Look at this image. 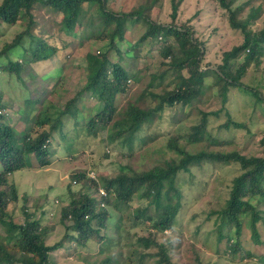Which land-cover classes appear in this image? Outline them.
Segmentation results:
<instances>
[{"label":"rangeland","instance_id":"rangeland-1","mask_svg":"<svg viewBox=\"0 0 264 264\" xmlns=\"http://www.w3.org/2000/svg\"><path fill=\"white\" fill-rule=\"evenodd\" d=\"M146 1L150 0H111L109 8L118 12H129L136 7L141 10L139 6ZM235 5H238L237 17L243 20L251 9L258 8L248 26L254 31L264 27V0H235ZM93 12L94 9L92 12L81 11L74 33L69 35L60 31V16L46 6L43 0L35 3L30 18L22 11L15 24L0 22V51L5 43L10 42L21 31H27L20 41L21 47L26 50V58L30 56L29 48L36 45L38 40L51 46L40 54L41 58H47L24 63L20 78L15 73L0 68L2 115L17 131H22L25 127L36 129L32 119L41 103L26 104V98L36 101L45 96L46 100L56 105L64 104L83 85L87 73L97 67L98 51L105 49L107 36L96 38ZM171 12V0H153L151 6L144 11L151 20L161 23L173 21ZM31 19L35 22L31 23ZM174 21L176 24L185 23L204 42L202 67L209 65L212 68L223 63L224 52L243 39L240 30L229 25L227 12L215 0H182ZM146 28L147 24L143 19L129 22L124 29L125 42H116L120 51L109 50L107 53L112 61L120 59V64L128 70L131 76L130 97L133 101L137 98L138 103L144 107L150 106L152 100L148 95L140 99L138 94L147 88L148 83L152 82V88L160 91L165 87L171 88L176 80V71L171 68L162 80L158 79L165 68L161 64L163 58L160 53L163 39L159 35L155 39L139 41ZM53 47H57L54 54ZM175 47L173 57L166 61L168 65L181 59L177 45ZM16 50L19 53L21 48ZM17 52H9V58L17 59ZM242 55L243 53L226 56V59L230 61ZM7 61L6 55L0 56V67ZM182 72L186 74V70ZM133 78L137 80L134 81ZM205 79L203 94L193 99L191 104L168 108L161 118L154 117L145 123L135 133V139L129 146L122 138L110 140L102 126L96 127V136L87 133L84 123L88 115L95 113L97 101L86 93L80 104L77 124L74 126L70 122L69 126L66 125L65 135L58 132L53 134L50 144L51 163L39 167L31 156L30 166L9 175V183L16 186L18 196L16 201L7 206L12 219L23 222V210L26 209L28 213H33V218L39 220V226L44 229L42 237L47 245L62 242V246L50 252L49 264H100L107 258L109 260L105 264H164L158 263L156 245L151 243L146 248L142 242V239L153 236L169 250L171 261L175 264H264L258 259L259 255L264 254V243H256L245 224L239 233L235 231L233 224L222 225L217 213L228 198L232 178L240 172L241 167L235 163L203 161L187 171L183 170L178 176L175 182L179 190L178 199L171 193L159 195L155 202L135 197L128 205L113 204L112 196L107 205L101 200L105 195L102 189H82L83 182L72 178V174L76 172H85L90 178L113 176L120 165L145 170L161 164L173 155L167 148L170 137H175L179 146L190 152L207 149L263 155L264 50L260 61L252 62L241 78L243 85L250 88L230 86L224 102L223 82H218L214 73L209 72ZM125 97L126 95H117L115 105L118 108L124 107L128 100ZM29 110L30 121L27 122L25 118ZM201 111L211 113L206 125L209 139L193 142L186 134L191 124L200 121ZM228 120L239 126L231 124L226 128L224 125ZM79 189L95 196L99 205L110 212L108 225L100 233L104 237L86 244H77L66 236V233L71 232L66 229L70 222H62L61 219L62 207L71 199V192ZM251 203L263 218L257 221L256 228L260 240L264 241V199L254 197ZM177 204L179 208L172 228L150 235L155 230L148 221H142V215H155L158 209ZM137 210L140 213L137 214ZM92 223L95 225L96 221L93 220ZM218 231L225 236L229 233L230 238L238 242L239 252L234 256L225 252L228 243L225 237L217 242ZM3 233L0 224V234ZM232 240L230 242H234Z\"/></svg>","mask_w":264,"mask_h":264},{"label":"trees","instance_id":"trees-1","mask_svg":"<svg viewBox=\"0 0 264 264\" xmlns=\"http://www.w3.org/2000/svg\"><path fill=\"white\" fill-rule=\"evenodd\" d=\"M38 1L40 0H2L0 3V22L15 24L20 19L22 11L26 12L30 18L31 10ZM43 1L46 6L60 16L59 23L61 26L59 29L67 32L68 35L74 33L80 12L84 10L92 12L94 9L95 21L93 20V24L96 27V38L102 39L106 35L107 44L105 49L98 51L97 67L87 73L83 85L64 104L56 105L50 100H46L45 96L36 101L30 97L25 99L26 104L41 103L40 109L32 119V123L36 127L35 130L25 127L24 130L17 131L2 115L3 105L0 104V164L2 165L0 169V224L4 231L3 234H0V264H49L50 252L62 246V242L52 245H47L44 242L42 237L44 229L39 226V220L33 218V213H28L26 209L23 210L25 216L23 222H15L12 219L7 211V206L10 202L16 201L18 196L16 186L9 183L8 178L14 171L30 166L31 156L35 158L39 167H45L51 163L50 144L53 134L58 132L60 135H65L66 125L70 122L74 126L77 124V118L81 112L80 104L85 98L84 94L87 93L89 97L97 101V106H94L96 108L95 113L88 115L84 123L87 133L96 136V127L102 126L110 140L122 138V141L129 146L135 139V133L145 123L154 117L161 118L168 108L177 105L187 106L191 104L193 99L203 94L206 87L205 76L207 72L214 73L218 82H223V102L226 100L230 86L250 88L243 85L241 78L252 62L260 61V56L264 50V27L254 31L248 26L250 18L256 14L258 8L251 9L246 19H240L236 14L238 5H235V0L215 1L227 12L229 25L242 33V42L224 52L223 63L212 68H209V65L205 67L201 65L205 52L204 42L195 36L192 28L185 23H174L182 0H171V16L174 22L171 21L170 23L153 21L148 15H145V9L151 6L153 0L141 4L139 6L141 10L136 9V7L129 12H118L109 8L111 0ZM142 19L147 24V28L139 41L146 38L155 39L159 35L163 39L160 53L163 58L161 64L165 68L160 72L158 79L162 80L170 68L176 71V80L171 88L165 87L156 91L150 82L147 84V88L138 94L140 99L147 95L151 98L152 104L146 107L139 104L137 98L136 101H133L130 97L129 81L131 76L128 70L120 64V59L112 61L107 54L109 50L120 51L116 42H125L124 29H126L127 24ZM33 22L35 20L31 19V23ZM26 33L27 31L18 33L10 42L5 43L0 51V56L6 55L8 60L0 68L9 73H15L19 78L24 63L29 64V62H36L39 58H47H41L40 54L51 48L50 44L40 43L38 40L36 45L29 48L30 56L26 58V50L20 45V41ZM175 45L181 53V59L173 65H168L166 61L173 57ZM16 48H21L19 53ZM56 50L57 47H53L52 54ZM9 52H17L18 58L10 59ZM240 53H243L240 58H234L230 61L226 59V56ZM182 70H186V74ZM133 80L137 79L133 78ZM45 91L43 92L45 93ZM118 94L126 95L125 98L128 99L122 109L115 105ZM30 113L31 110L26 113L25 120L27 122L30 121ZM210 114L201 111L200 121L189 126L186 135L193 142H201L203 138L209 139L206 125ZM231 124L239 126L232 120H228L224 126L228 128ZM261 142L264 144V137ZM167 148L173 153L172 157L145 170H136L131 166L120 165L118 172L113 176L90 178L85 172H76L72 174V178H76L78 182H83L82 189L85 187H91L97 191L102 189L105 195L101 200L107 205L110 203V196H112L113 204L128 205L135 197L155 202L159 195L171 193L178 199L179 190L175 185L178 176L183 170L187 171L190 167L199 165L203 161L222 164L235 163L241 167L240 172L232 178L228 198L223 208L217 213L221 218L222 225L224 223L233 224L235 231L239 233L245 224L250 229L253 240L259 244L264 243L260 240L256 228L257 221L263 218L251 203L254 197L264 199V154L255 156L242 154L238 151L215 152L207 149L190 152L180 147L175 137L168 139ZM82 189L71 192V199L61 209L62 222H70L66 225V229L71 230V232L66 233V236L77 244H86L93 240L102 239L104 235H100L101 230L106 229L110 219L109 210L100 206L95 196ZM178 208L177 204L176 206L162 207L158 209L155 215L144 213L141 218L142 221H148L155 230L150 232V235L171 229ZM138 212L140 213V210H137V214ZM93 220L96 221L95 225L92 223ZM153 237L142 239L144 247L148 248L151 243H154L158 248L156 252L158 263L175 264L171 261L169 250ZM223 237L228 243L224 251L229 252L230 256H234L239 252L238 242L232 240L229 233L225 236L218 231L217 242ZM230 240L234 242H230ZM225 252L223 253L225 254ZM258 259L264 263V254L259 255ZM108 260L107 258L100 264H105Z\"/></svg>","mask_w":264,"mask_h":264}]
</instances>
